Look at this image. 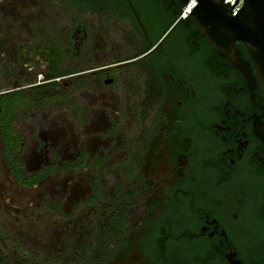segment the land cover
Instances as JSON below:
<instances>
[{
    "label": "flooded vegetation",
    "instance_id": "1",
    "mask_svg": "<svg viewBox=\"0 0 264 264\" xmlns=\"http://www.w3.org/2000/svg\"><path fill=\"white\" fill-rule=\"evenodd\" d=\"M51 1L78 14L66 55L85 60L95 40L120 57L91 71L82 64L65 79L83 84L89 71L107 85L127 79L135 116L126 153L116 157L126 176L107 186L95 178L85 203L54 195L55 229L34 241L14 234L22 249H34L29 256L0 222V264H59V249L61 264H264V90L246 44L228 43L196 9L182 17L183 0ZM52 77L24 87L19 72L0 75L3 160L21 187L88 159L85 149L50 157L39 143L29 163L21 159L25 142L11 110L28 88L55 89ZM109 157L107 144L96 162ZM39 250L40 262L32 256Z\"/></svg>",
    "mask_w": 264,
    "mask_h": 264
},
{
    "label": "rangeland",
    "instance_id": "2",
    "mask_svg": "<svg viewBox=\"0 0 264 264\" xmlns=\"http://www.w3.org/2000/svg\"><path fill=\"white\" fill-rule=\"evenodd\" d=\"M2 7L3 4L0 5V75L13 76L19 72L24 87L52 76L59 80L55 89L42 93L28 88L22 96L21 108L11 110L18 119L16 132L25 142L21 148L22 161L30 162L37 143L39 148L46 144V153L50 157L58 155L61 160L73 158L83 149L88 155L85 166L51 173L31 189L13 180L3 160L0 142V222L10 241H14L13 246L29 256L34 249L27 246L22 249L14 234L23 230L34 241L55 229L58 215L48 210L54 195L81 198L79 203H85L82 198L95 178H101V185L107 186L114 183L112 178L126 176L127 169L118 165L122 161L116 157L126 153L122 150L129 144L135 104L130 103V89L122 75L113 85H107L101 74L90 72L98 65L119 59L113 50L100 52L99 43L93 40L85 60L66 55V32L74 27L72 17L78 15L67 4L51 0H7L5 14ZM82 64L90 70L83 84L78 83L79 78L73 82L65 79L74 70L83 68ZM107 144L112 157L99 165L96 161ZM39 251L32 256L40 262L45 252ZM59 253L63 261L65 253L60 249ZM60 260H57L59 264Z\"/></svg>",
    "mask_w": 264,
    "mask_h": 264
},
{
    "label": "water",
    "instance_id": "3",
    "mask_svg": "<svg viewBox=\"0 0 264 264\" xmlns=\"http://www.w3.org/2000/svg\"><path fill=\"white\" fill-rule=\"evenodd\" d=\"M188 1L183 0V4ZM197 1L190 14L196 9V15L214 27V32H223L228 43L240 39L246 44L264 90V0H244L236 15H232V7L238 0L233 5L223 0ZM210 40L218 49L219 38L210 35Z\"/></svg>",
    "mask_w": 264,
    "mask_h": 264
},
{
    "label": "built area",
    "instance_id": "4",
    "mask_svg": "<svg viewBox=\"0 0 264 264\" xmlns=\"http://www.w3.org/2000/svg\"><path fill=\"white\" fill-rule=\"evenodd\" d=\"M234 1L235 0H223L224 3L229 2L231 5L234 4ZM197 3H198L197 0H189L186 4H184L181 11V16L184 18L190 16L191 15L190 12L194 8L193 6ZM243 4H244V0H238V2L232 7L233 10L232 15H236V13L243 6Z\"/></svg>",
    "mask_w": 264,
    "mask_h": 264
}]
</instances>
